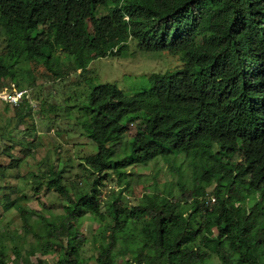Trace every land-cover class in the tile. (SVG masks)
Masks as SVG:
<instances>
[{
  "label": "trees",
  "instance_id": "16d2710c",
  "mask_svg": "<svg viewBox=\"0 0 264 264\" xmlns=\"http://www.w3.org/2000/svg\"><path fill=\"white\" fill-rule=\"evenodd\" d=\"M0 36V85L28 95L10 107V131L0 135L10 158L0 178L22 162L8 153L12 133L32 120L35 80L90 81L88 65L116 58L129 41L138 52H164L180 63L150 74L148 89L132 96L113 84L91 86L74 123L95 145L82 162L96 177L88 190L68 192L62 169L45 156L31 189L54 191L61 214L27 211L5 197L3 209H15L22 237L34 241L22 256L17 237L1 232L0 264L9 261L4 238L11 264H38L28 261L38 247L57 249L59 264H88L81 260L86 245L96 253L90 264H112L117 244L121 264H264V0H0ZM107 98L116 106L108 108ZM42 111L54 112L52 104ZM179 157L189 173L186 183L177 177L176 193L154 190L128 206L121 196L127 168L160 158L176 173ZM106 176L120 188L102 213L98 187ZM82 215L102 226L89 241L76 228Z\"/></svg>",
  "mask_w": 264,
  "mask_h": 264
},
{
  "label": "rangeland",
  "instance_id": "374dc122",
  "mask_svg": "<svg viewBox=\"0 0 264 264\" xmlns=\"http://www.w3.org/2000/svg\"><path fill=\"white\" fill-rule=\"evenodd\" d=\"M100 14L101 11H97L96 15ZM1 39L0 36V50ZM119 53L120 55L116 58L93 60L87 67L89 74L85 75L90 81L74 85L71 83L74 76H70L58 82L35 80L32 84L33 87L30 91L34 100L32 120L30 123L24 122L15 133H12L14 143L8 153L11 158L21 159L22 162L16 169L6 170L4 177L0 178V233L6 232L13 238L17 237L15 240L20 246L19 253L22 256L31 249L34 238L30 234L22 237L18 213L13 207L6 210L2 207L5 197H8L9 200L16 198L20 207L27 211L46 215V209L49 208V213L52 215L61 214L63 201L54 191H45L43 186L36 193L31 189L32 181L35 179L33 175L36 174L39 166L42 167V160L47 155L57 170L62 169V182L68 192H72V187L82 191L88 190L90 182L96 177L91 175L82 162L83 158L95 153V145L83 136L80 128L74 123L79 115L77 109L84 103L85 96L91 86L113 84L123 96H132L148 89L147 78L150 74L164 73L180 67L176 56H170L164 52H138L132 41H129L125 49ZM4 87L3 84L0 85V90H4L2 89ZM49 104H52L54 112L43 116L40 109L43 108V111H46ZM116 104V98L106 99L108 108H113ZM12 115L13 109L7 104L0 103V135L5 131H10L9 120ZM28 131L32 132L31 135H25L28 134ZM131 134L132 127L129 126L127 136L119 142V149L125 148L126 138ZM22 138L23 140H21ZM31 139H33V146H27L26 144ZM5 143L0 137V165L2 166H7L10 163V158L2 153L6 147ZM262 145L264 146V142ZM172 164L177 170L176 173L172 172L169 164L160 158H156L144 167L131 166L127 168L125 170L126 186L121 196L128 206L136 205L143 194L153 193L154 190L162 192L170 187L171 191L176 193L178 191L175 185L177 177L181 182L186 183L189 172L181 157ZM101 184L98 190L101 193L99 198L103 202L100 208L103 213L104 201L109 198L112 192L116 193L120 187L114 176H106ZM210 191L211 188L206 192L210 193ZM101 227L87 215H82L76 223L77 231L88 241L96 236L97 230ZM19 237H22V241L18 239ZM2 242L7 247L8 264H11L13 257L8 250L12 243L7 238L2 239ZM17 243L15 242V245ZM209 245L211 246L212 243ZM121 249L119 244L115 246L116 257L112 264H121L124 260L120 255ZM95 254L91 246L86 245L81 251V260L90 264ZM58 260L57 249L42 250L39 247L33 256L28 257L30 263L38 264H59ZM212 261L213 264H217L216 259L213 258Z\"/></svg>",
  "mask_w": 264,
  "mask_h": 264
},
{
  "label": "built area",
  "instance_id": "2783aa9c",
  "mask_svg": "<svg viewBox=\"0 0 264 264\" xmlns=\"http://www.w3.org/2000/svg\"><path fill=\"white\" fill-rule=\"evenodd\" d=\"M0 90V103L7 104L9 107H16L22 100H28L27 91L18 89L13 84H9ZM33 107V103H31ZM214 203L212 196H207L205 206L210 207Z\"/></svg>",
  "mask_w": 264,
  "mask_h": 264
}]
</instances>
